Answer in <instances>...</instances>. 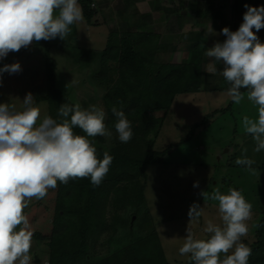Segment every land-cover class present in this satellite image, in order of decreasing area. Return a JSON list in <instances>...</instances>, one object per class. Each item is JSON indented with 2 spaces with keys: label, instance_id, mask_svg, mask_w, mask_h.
I'll return each instance as SVG.
<instances>
[{
  "label": "rangeland",
  "instance_id": "obj_1",
  "mask_svg": "<svg viewBox=\"0 0 264 264\" xmlns=\"http://www.w3.org/2000/svg\"><path fill=\"white\" fill-rule=\"evenodd\" d=\"M92 1L97 14L91 23H87L84 18L81 23L70 26L71 32L66 39L57 37L49 40L54 44L51 54L58 62L57 85L63 91H70L72 99L82 108L101 106L100 97L104 89L91 81L88 68H83L75 60L80 52L105 48L111 31L132 27L139 31L155 32L161 36L162 41H174L177 45L175 51H172V43L167 45L158 60L182 63L190 58L193 43L211 48L214 43L223 42L226 37L221 34V30L228 27L231 31H236L247 11L235 9V0ZM135 1H139V7L135 5ZM191 11L202 13V16ZM256 35L264 43V28ZM15 62L20 63L22 71L0 74V103H12L20 109L28 92L33 94L35 100L37 96L47 92L44 49L40 41H34L18 52H10L5 59L0 60V68ZM210 63L212 61L206 57L202 71L205 86L202 90L181 93L174 98L156 139L157 149L184 139L194 124L201 123L207 114L231 102L226 95L230 85L219 72L212 74L206 71V66ZM216 67L219 70L222 65L217 63ZM37 106L41 110V117L49 115L47 101H40ZM245 115L250 118L258 116L257 106L248 101L246 95L240 104L234 103L231 110L218 113L208 124L197 127L191 138L173 147L167 155V162L154 163L147 168L148 178L142 179L146 184V206L164 254L172 264L190 262V256L180 255L178 250L186 235L190 220L188 212L193 203L204 208V216L191 225L197 238H207L202 230L206 219L219 223L218 202L211 199L204 201L202 192L211 196L216 188L222 193L235 188L242 191V195L252 206L264 199V168L259 167L264 162V150L258 153L253 151L255 142L242 126ZM113 137V134L106 137L107 145ZM90 138L97 144L100 143L97 136ZM242 156L255 161L252 166L254 172L235 163ZM197 181L199 186L194 187ZM55 199L56 194L49 193L42 200L33 199L24 209L31 230L48 229L46 225L52 217ZM252 209L248 235L242 238L247 245L255 238V223L259 213L253 207ZM31 247L32 264H48V257L40 247H34V244ZM111 248L114 251L118 247L114 244Z\"/></svg>",
  "mask_w": 264,
  "mask_h": 264
},
{
  "label": "clouds",
  "instance_id": "obj_2",
  "mask_svg": "<svg viewBox=\"0 0 264 264\" xmlns=\"http://www.w3.org/2000/svg\"><path fill=\"white\" fill-rule=\"evenodd\" d=\"M245 8L239 28L231 31L224 27V41L207 48L205 56L212 63L206 71L219 72L230 85L226 95L233 103L240 104L246 95L257 106L258 116L245 115L242 126L258 153L264 150V43L256 33L264 28V5ZM83 20L78 0H0V60L34 41L64 40L70 26ZM217 63L222 65L219 70ZM20 71L19 62L0 68V74ZM111 111L118 139L129 142L133 136L131 122L122 109L113 106ZM58 117H41L31 92L25 95L20 109L12 103H0V264H32L33 231L24 209L33 199L42 200L58 181L66 184L72 178L88 177L93 186H99L109 171L113 157L104 152L99 159L89 139L112 136L105 124L104 109L63 103ZM76 127L86 135L76 134ZM235 163L255 171V161L247 156L238 157ZM193 186L198 187L199 182ZM202 196L204 201L218 202L219 223L206 219L202 230L207 238H197L191 225L204 216V208L193 203L179 254L190 256L193 264H248L252 249L242 238L249 232L252 204L235 188L227 193L216 188L211 196L207 192Z\"/></svg>",
  "mask_w": 264,
  "mask_h": 264
},
{
  "label": "trees",
  "instance_id": "obj_3",
  "mask_svg": "<svg viewBox=\"0 0 264 264\" xmlns=\"http://www.w3.org/2000/svg\"><path fill=\"white\" fill-rule=\"evenodd\" d=\"M78 2L86 22L91 23L97 14L93 1ZM234 4L235 9L245 11V5L259 7L264 0H235ZM40 43L44 49L47 92L37 96L35 102L37 106L40 101H47L49 115L59 119V106L76 102L70 91L57 85L58 62L51 54L54 44L49 40ZM171 43L175 51L174 41H162L155 32L128 27L111 31L105 48L80 52L75 60L88 68L91 81L104 89L99 107L104 109L105 124L114 137L108 145L105 136H97L98 144L89 139L99 159L108 152L113 160L99 186H93L88 177L72 178L66 184L58 181L57 187L48 191L56 194L52 217L46 223L48 229L32 230V244L46 254L48 264H172L151 224L142 179L148 178L151 164L167 162L173 147L191 138L197 127L208 124L218 113L231 110L234 103L207 114L179 142L157 149L156 139L174 98L205 86L202 71L207 48L193 43L186 62L159 61L160 53ZM113 106L122 109L131 122L133 136L127 143L121 142L115 132ZM74 132L86 135L78 127ZM259 167L264 168V162ZM252 207L259 213L255 238L248 244L252 249L248 264H264V199ZM114 244L118 248L113 251ZM189 264L193 262L190 260Z\"/></svg>",
  "mask_w": 264,
  "mask_h": 264
},
{
  "label": "crops",
  "instance_id": "obj_4",
  "mask_svg": "<svg viewBox=\"0 0 264 264\" xmlns=\"http://www.w3.org/2000/svg\"><path fill=\"white\" fill-rule=\"evenodd\" d=\"M135 5L139 7L140 5L139 1H135Z\"/></svg>",
  "mask_w": 264,
  "mask_h": 264
}]
</instances>
